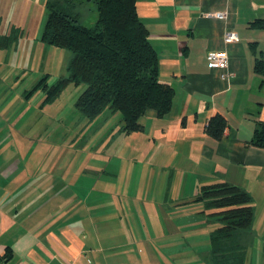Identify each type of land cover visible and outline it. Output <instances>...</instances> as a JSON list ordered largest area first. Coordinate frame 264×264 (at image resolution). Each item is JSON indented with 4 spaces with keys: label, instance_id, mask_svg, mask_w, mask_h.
<instances>
[{
    "label": "crops",
    "instance_id": "crops-1",
    "mask_svg": "<svg viewBox=\"0 0 264 264\" xmlns=\"http://www.w3.org/2000/svg\"><path fill=\"white\" fill-rule=\"evenodd\" d=\"M31 8L11 2L7 9L21 16L1 21L0 33L28 27ZM136 11L159 79L173 89L169 111L148 110L138 131H123L121 119H97L86 137L47 152L54 140L45 136L29 153L31 106L15 98V77L45 47L38 31L19 53L14 41L1 45L11 47L0 53V135L7 140L0 146V264H209L200 245L208 216L196 196L200 186L222 181L251 194L244 264H264V148L248 143L264 120V75L254 68L264 59V26L251 24L264 19V0H136ZM217 11L224 16H212ZM226 30L238 39L224 42ZM213 50L228 55L225 75L209 66ZM215 114L226 119L219 139L204 131ZM16 134L18 150L9 142Z\"/></svg>",
    "mask_w": 264,
    "mask_h": 264
},
{
    "label": "trees",
    "instance_id": "trees-1",
    "mask_svg": "<svg viewBox=\"0 0 264 264\" xmlns=\"http://www.w3.org/2000/svg\"><path fill=\"white\" fill-rule=\"evenodd\" d=\"M92 1L96 20L86 26L78 22L74 6ZM47 16L41 31L43 43L69 50L68 76L52 85L53 97L67 81L83 86L75 106L86 118L104 109L118 111L122 130L138 131L148 110L162 116L169 111L173 89L158 76V57L149 43L148 30L136 11V0H45ZM252 25L264 26V19ZM15 28V27H14ZM16 37L7 36L10 41ZM254 68L264 75V59ZM226 119L215 114L204 127L219 139ZM248 143L264 148V120H259ZM196 200L203 202L208 218L216 221L210 232L209 264H244L254 218L253 199L245 189L226 181L202 185Z\"/></svg>",
    "mask_w": 264,
    "mask_h": 264
},
{
    "label": "rangeland",
    "instance_id": "rangeland-1",
    "mask_svg": "<svg viewBox=\"0 0 264 264\" xmlns=\"http://www.w3.org/2000/svg\"><path fill=\"white\" fill-rule=\"evenodd\" d=\"M9 2H13L17 8H21L22 5L30 4L32 7L31 9H33L32 19H34V21H29L28 27L23 26L21 27L22 29L18 26L10 25L8 32L0 33V53L2 52V54H5L11 46L6 45L3 47L1 45L10 43L11 41H14V51L16 53L21 52V46H23L22 42L27 41L26 36L29 35L28 39L32 41L31 35L37 31V34L39 35L43 29L45 18L47 16L45 0H0V15L2 17L0 18V22H4V25L6 24L5 21L9 20L11 16H21V13H12L7 9V6L10 4ZM73 8L74 11L78 12V22L80 24L86 26L94 24L97 16L94 2L83 1L82 3L76 4ZM8 35H12L16 38L11 41L9 39L7 40ZM39 46L40 45L38 43L35 44V48ZM43 46L45 47L44 50L42 49L39 51V48L37 49L35 62H31V66L27 64L20 67V70L17 72L15 77L20 81L18 87L14 89L15 98L22 96L24 99L29 101L31 106L32 114L30 118L27 119L28 123H24V134L28 135L31 141L25 145V148L30 150L29 153L34 151L32 149H37L36 143L42 142L45 136H47L49 140H54L52 143L47 141V152H51V150L55 149V145L57 143H61L63 145L65 142L64 145H69L68 142H76L77 137L81 139L86 137L88 134L93 133L95 130L92 122H95L97 119H111V123L112 120L114 123V119H121V115L118 111H112L108 108L104 109L91 119L80 114L75 106V102L83 86L81 84H75L70 80H67L62 85L57 94L50 97L52 85L60 78H66L68 76L66 64L72 53L69 50L46 43H43ZM41 48L43 47L41 46ZM17 84L18 83H16V85ZM103 125L105 126V124ZM12 136L13 138L11 137L9 142L12 143L14 139V148L15 150H18L19 147L16 140L18 139V135L16 134ZM58 139H60V141L55 142ZM6 145V138L3 135H0V146L6 147ZM17 154V158L23 161L24 157L20 155L19 151H17ZM31 157L32 159L35 158V161H32L33 163H39L40 156L35 155V157ZM200 226L201 230H203V226L207 230L205 240L203 241L202 239L200 243L202 246L201 248L203 249L206 247V249L209 250V235L211 230L216 226L215 221H213V219L209 220L208 218L207 221L205 223H201ZM262 238L264 239V236ZM202 253L203 252H201V258L203 257Z\"/></svg>",
    "mask_w": 264,
    "mask_h": 264
},
{
    "label": "built area",
    "instance_id": "built-area-1",
    "mask_svg": "<svg viewBox=\"0 0 264 264\" xmlns=\"http://www.w3.org/2000/svg\"><path fill=\"white\" fill-rule=\"evenodd\" d=\"M216 18H221L224 16L223 13L217 11L212 14ZM238 36L233 30H226L223 35V41L226 43L236 41ZM206 58L208 60L209 66L214 69L222 71V75H225L228 71V55L224 50H213L208 51Z\"/></svg>",
    "mask_w": 264,
    "mask_h": 264
}]
</instances>
